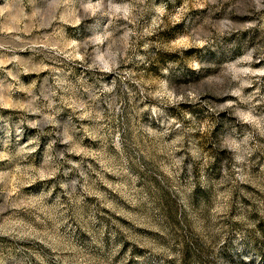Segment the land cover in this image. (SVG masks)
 <instances>
[{"label":"rangeland","instance_id":"rangeland-1","mask_svg":"<svg viewBox=\"0 0 264 264\" xmlns=\"http://www.w3.org/2000/svg\"><path fill=\"white\" fill-rule=\"evenodd\" d=\"M0 264H264V0H0Z\"/></svg>","mask_w":264,"mask_h":264}]
</instances>
